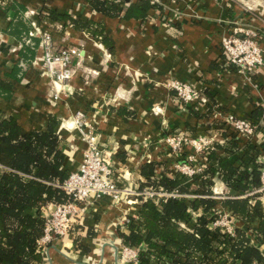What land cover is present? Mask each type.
Wrapping results in <instances>:
<instances>
[{
	"label": "crops",
	"instance_id": "0c3cea01",
	"mask_svg": "<svg viewBox=\"0 0 264 264\" xmlns=\"http://www.w3.org/2000/svg\"><path fill=\"white\" fill-rule=\"evenodd\" d=\"M115 1L123 10L111 16L97 11L89 0H0V114L14 117L22 133L46 131L54 117L62 170L69 174L84 159L86 142L73 122L74 114L82 111L110 158L118 186L143 188L145 170L152 165L153 180H181L183 174L174 170L164 142L166 130L202 135L214 111L253 122L264 117V65L240 71L227 62L222 49L232 22L242 21L256 29L264 50V0H162L130 17L126 11L142 0ZM49 9L68 13L81 25H99L112 48L70 21L44 20L40 11ZM42 32L51 33L58 47L79 49L69 92L54 84L43 67ZM173 79L196 87L202 101L184 104L169 86ZM226 131L218 134L217 148L200 156L204 170L217 166L219 157L253 154L248 146L257 139L237 133L238 147L226 150L232 140L227 135L233 132ZM263 159L261 153L258 160ZM187 178L181 183L184 193L197 195L198 186ZM209 182L216 200L239 196L231 193L220 171ZM138 206L130 198L115 202L107 196L78 203L72 231L41 245V264H125L119 231L137 215Z\"/></svg>",
	"mask_w": 264,
	"mask_h": 264
},
{
	"label": "trees",
	"instance_id": "16d2710c",
	"mask_svg": "<svg viewBox=\"0 0 264 264\" xmlns=\"http://www.w3.org/2000/svg\"><path fill=\"white\" fill-rule=\"evenodd\" d=\"M89 2L106 15H119L123 10L122 4L115 0ZM154 5L151 0H142L136 7L132 5L125 16H138ZM40 14L52 23L70 21L73 27L100 38L112 48L103 29L92 21L81 25L80 19L55 9L41 10ZM55 126L56 119L51 117L48 130L22 133L14 117L0 114V264H41L43 207L72 199L58 187L69 173L62 170L61 142ZM235 133L227 135L232 140H228L226 150L238 147ZM219 145L214 141L210 149ZM248 149L253 154L247 152L234 159L219 157L217 166L211 165L195 174L192 177L198 186L195 196L142 201L137 215H131L119 231L125 246L139 247L137 259L125 264H264V204L258 194H247L261 184L262 163L258 159L264 153V143L250 144ZM188 150L182 158L192 152ZM149 168L145 170L148 180L144 186H162L182 193L186 190L181 183L188 179L187 175L181 180L164 177L157 181L152 178L154 165ZM216 171H220L231 193L239 196L222 201L210 196L209 178ZM222 209L235 219L233 233L213 226Z\"/></svg>",
	"mask_w": 264,
	"mask_h": 264
},
{
	"label": "built area",
	"instance_id": "2783aa9c",
	"mask_svg": "<svg viewBox=\"0 0 264 264\" xmlns=\"http://www.w3.org/2000/svg\"><path fill=\"white\" fill-rule=\"evenodd\" d=\"M151 2L158 4L162 0H151ZM38 32L41 31L38 29ZM40 35L43 67L54 84L59 85L61 90L69 92L75 74L72 61L74 57L79 56V49L74 46L58 47L49 32H42ZM222 49L227 62L240 71L252 72L264 65V50L259 43V34L255 28L249 27L242 21L232 22L231 28L222 38ZM169 86L186 105L202 101L199 90L188 82L173 79L169 82ZM211 119V126L207 132L199 136H193L184 130H166L164 142L174 159L175 171L189 177L202 172L204 165L199 162V158L210 149L222 130L230 129L248 139L256 138L259 144L264 142V117L254 123L251 119L233 113L214 111ZM73 122L80 129L86 142L84 159L77 171L71 172L64 182L58 184V187L70 194L72 199L69 202H51L43 207L45 232L40 245L72 231L79 212L78 203L89 198L107 196L115 202L130 198L131 203L140 204L150 198L157 200L161 197L189 195L178 190L168 191L162 186H145L136 190L118 186L113 177L110 158L101 147L93 124L82 111L74 114ZM188 149L192 152L182 158ZM260 163H262L261 184L255 188L253 194H258V198L264 204V159L260 160ZM222 210L219 211L213 226L233 233L236 227L235 219L226 210ZM137 256V247L122 248V258L125 262L134 261Z\"/></svg>",
	"mask_w": 264,
	"mask_h": 264
}]
</instances>
